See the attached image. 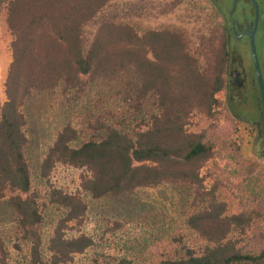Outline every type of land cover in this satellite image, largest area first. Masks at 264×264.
Instances as JSON below:
<instances>
[{"label": "trees", "instance_id": "obj_1", "mask_svg": "<svg viewBox=\"0 0 264 264\" xmlns=\"http://www.w3.org/2000/svg\"><path fill=\"white\" fill-rule=\"evenodd\" d=\"M110 1L0 0V7L7 3L12 35V62L0 113V204L6 202L15 211L30 264H44L45 258L47 264H69L93 245L86 234H69L79 229L87 210L80 194L61 188L44 192L33 185L26 154L28 118L23 110L33 93L60 89L81 97L88 83L116 80L131 72L136 83L127 80L121 91L128 111L141 113L146 102H152L149 117L138 119L133 128L98 117L81 126L68 122L57 132L40 165V176L48 178L59 165L80 168L85 173L82 187L94 199L168 181L198 183L221 138L186 127L193 111L190 87L204 97L210 86L201 74L187 76L177 33L151 30L140 35L130 25L103 22L87 49L84 27ZM227 43L224 37L225 49ZM227 63L228 52L217 66L211 94L227 87ZM49 206L62 209V216L45 254L41 225ZM261 217L256 206L229 213L227 202L212 198L187 220V226L212 245L163 264H264V246L248 238ZM8 254L0 238L1 263ZM94 264L122 263L95 258Z\"/></svg>", "mask_w": 264, "mask_h": 264}, {"label": "rangeland", "instance_id": "obj_2", "mask_svg": "<svg viewBox=\"0 0 264 264\" xmlns=\"http://www.w3.org/2000/svg\"><path fill=\"white\" fill-rule=\"evenodd\" d=\"M248 12L249 8L244 3ZM7 3L0 7V113L6 99L5 82L12 62V35L7 25ZM103 22L130 25L144 35L151 30H168L179 35L185 56L187 76H203L210 90L203 97L190 87L193 111L187 129L193 133L218 135L215 155L201 169V181H168L155 187L139 188L131 193L107 195L94 199L82 187L84 171L59 165L48 178L40 176V165L57 132L68 122L81 126L85 120L98 117L123 123L133 128L149 117L152 102H146L141 113H131L123 102L121 91L127 80L135 82L127 72L116 80L98 79L88 83L80 97L55 91H38L30 95L23 107L28 118L29 144L26 154L34 187L43 191L61 188L80 194L87 210L78 230L93 240V245L75 256L69 264H94V259L122 264H163L164 260L200 253L212 245L187 226V220L205 209L209 200L227 202L229 213H240L256 206L262 217L248 231L249 240L264 246V122L256 113L252 98L244 102L243 94L230 100L227 87L211 92L217 66L226 52L231 68L239 66L252 75L254 68L249 47L234 43L232 50L223 45V20L213 0H111L84 27V41L91 46L98 27ZM259 38L258 58L264 78V47ZM224 78L228 80L227 73ZM136 86V85H135ZM135 86H132L134 90ZM241 116H240V115ZM62 209L49 206L45 210L41 232L47 254L54 227ZM15 211L0 204V238L8 249V258L0 264H30L27 249L20 238ZM17 245H21L18 248ZM47 258L44 264H47Z\"/></svg>", "mask_w": 264, "mask_h": 264}, {"label": "flooded vegetation", "instance_id": "obj_3", "mask_svg": "<svg viewBox=\"0 0 264 264\" xmlns=\"http://www.w3.org/2000/svg\"><path fill=\"white\" fill-rule=\"evenodd\" d=\"M259 9L258 26L255 33L256 46L259 42V38L263 36L262 46L264 47V0H256ZM214 6L217 8L221 18L223 20V38L227 40L229 50H232L234 43H245L249 47V53L251 55L250 41L248 31H252L256 20V10L251 0H213ZM244 3L249 8V12L246 7H243ZM258 51V46H257ZM252 58V55H251ZM254 67V66H253ZM252 75L247 73L245 69H240L239 66L231 68V65L227 66L228 85L227 92L231 94L230 100L233 101L235 97L243 94L244 102L248 99L249 93L254 103L257 114L263 120L262 113V101L258 80L256 77L255 69ZM240 115V114H239ZM241 116V115H240ZM263 131H259L262 134Z\"/></svg>", "mask_w": 264, "mask_h": 264}, {"label": "water", "instance_id": "obj_4", "mask_svg": "<svg viewBox=\"0 0 264 264\" xmlns=\"http://www.w3.org/2000/svg\"><path fill=\"white\" fill-rule=\"evenodd\" d=\"M251 1H252L253 5L255 7V10H256V20H255L253 30L248 31L247 33L249 35L251 55H252L254 69H255L256 77H257L259 88H260L261 101H262V113H261V115L264 118V78L262 75L260 62H259V58H258L257 46H256V42H255V33H256V29L258 26V19H259V9H258L257 1L256 0H251Z\"/></svg>", "mask_w": 264, "mask_h": 264}]
</instances>
